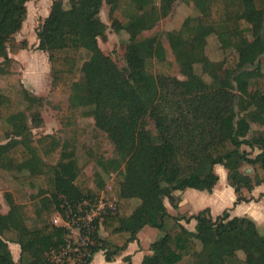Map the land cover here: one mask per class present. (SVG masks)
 Here are the masks:
<instances>
[{"label":"trees","instance_id":"obj_1","mask_svg":"<svg viewBox=\"0 0 264 264\" xmlns=\"http://www.w3.org/2000/svg\"><path fill=\"white\" fill-rule=\"evenodd\" d=\"M28 1L0 0V59L4 61L11 59L10 43L27 18ZM176 1L160 3L172 6ZM192 1L201 13L168 34L173 53L188 70L184 80L148 70L149 61L165 53L156 36L144 35L162 20L155 0H53L37 29V47L48 56L53 88L64 95H79L97 127L127 157L116 209L103 216L107 235L101 238L98 231L93 233L94 254L103 251L108 261L138 241L143 227L151 226L161 237L151 243V253L141 264H173L170 254L189 264H251L252 257L264 264V234L253 219L231 217L227 210L213 216L206 207L191 216L196 221L192 231L182 222L189 218L171 213L165 203L168 198L178 208L176 191H212L220 179L216 166L225 168L236 203L254 199L246 191L264 184V130H252L256 121L264 119V75L257 97L246 82L255 70L245 75L238 72L241 62L228 63L229 80L238 72L236 108L234 90L208 82L194 68L196 62L208 59L206 38L216 27L229 28L240 18L252 25L254 40L264 50V0ZM104 5L111 26L128 35L123 70L99 46V39L107 37L108 26L101 17ZM22 44L25 48L27 41ZM27 96L28 90L14 75L6 91L0 90V117L10 126L9 136L19 139L12 148L0 145V155L8 154L0 156V170L27 173L20 177L31 183L47 180L48 188L33 216L24 204H13L7 213L0 206V264H53L49 251L66 243L68 234L53 222L54 213L66 211L61 196L75 205L85 199L94 201L96 195L76 156L64 157L57 165L42 161L19 107ZM128 220L137 223L129 227ZM10 242L21 247L18 261ZM126 261L131 264L129 257Z\"/></svg>","mask_w":264,"mask_h":264},{"label":"rangeland","instance_id":"obj_2","mask_svg":"<svg viewBox=\"0 0 264 264\" xmlns=\"http://www.w3.org/2000/svg\"><path fill=\"white\" fill-rule=\"evenodd\" d=\"M53 0H30L27 3L28 15L22 29L15 34L10 43L9 55L11 59L4 61L0 59V90L5 92L10 76L20 79L26 89L28 96L20 100L19 107L22 117L27 121L32 132V144L38 149L42 161L47 164L57 165L64 157L76 156L79 165L89 175L92 187L95 190L93 209L84 202H78L83 212L90 210L95 222L102 220V215L108 210H114L119 198L121 171L124 170V163L127 157L115 150L108 135L100 130L95 124L94 117L83 108L79 95H64L56 91L52 85V73L48 56L38 49L37 29L44 21L45 8L51 6ZM160 6L162 20L158 25L149 31L144 32L145 36H156L165 48L164 56L154 58L148 63V70L156 75L177 77L184 80L188 76V70L177 60L170 45L168 34L180 30L184 21L197 14H200L192 0H179L172 6L161 5L160 0H155ZM107 6L101 10V17L107 23V37L99 39V46L104 53L110 55L118 67L126 68L125 52L128 40L126 32H117L108 20ZM220 33V35H219ZM264 38V25L262 29ZM27 41V46L23 44ZM241 44V49H239ZM204 52L208 59L203 63H195L196 72L208 82L214 85L218 83L228 87L236 93V108L238 107L239 90L235 76L238 72L255 70L254 76L246 78L248 91L257 97L260 87V76L264 75V50L254 40L252 25L245 19H238L229 25V28L217 26L216 31L206 38ZM240 69L229 80L227 78L228 63L236 66L239 63ZM248 72V73H247ZM247 77V76H245ZM259 100V98H258ZM35 117H37L35 119ZM151 128H154L151 123ZM9 124L0 117V145L9 147L17 146L19 139L10 134ZM252 130H264V119L260 118L252 125ZM31 145V144H30ZM1 156V155H0ZM8 154L3 152L1 158H7ZM121 166L116 167L117 162ZM62 174V172L60 171ZM222 174L223 171L220 170ZM20 173L9 170H0V206L1 210L9 209L13 204H24L31 216L37 208L39 197L48 188L47 180L27 182L20 177ZM27 176V173L25 175ZM21 178V179H20ZM247 193V191H246ZM176 198L180 195L176 194ZM62 204L72 205L73 202L65 195L61 196ZM169 203V201H167ZM135 204L137 202H134ZM171 203V201H170ZM107 206V208H106ZM76 207V208H77ZM73 209L74 206H73ZM58 215L54 213L53 218ZM28 223L32 225V220ZM136 221H126V226H135ZM145 228L155 230L156 228L146 226ZM264 234V229L260 230ZM101 238H105L107 232L103 226L99 229ZM153 232V231H152ZM143 242L146 241L144 230L140 233ZM151 252V250H150ZM244 257L243 252H239ZM173 264H189L188 261H174ZM251 264H260V260L252 257Z\"/></svg>","mask_w":264,"mask_h":264},{"label":"crops","instance_id":"obj_3","mask_svg":"<svg viewBox=\"0 0 264 264\" xmlns=\"http://www.w3.org/2000/svg\"><path fill=\"white\" fill-rule=\"evenodd\" d=\"M50 9L51 6H49L47 9L45 8L44 19L49 15ZM220 170L223 171L222 174L220 173ZM216 171L220 175V179L212 191L198 190L193 188L186 189L182 192L176 191L174 195H180L177 198V209L173 208L168 198L165 199V203L169 211L174 214H182L189 218L188 222L185 220L182 222L188 229L192 231L195 230L196 221L195 219H190L191 216L206 207L211 209L213 216L222 214L225 210H227L231 217L237 216L251 218L257 223L259 231L264 229V184L258 185L252 190V192L246 193V196H253L254 199L236 203L237 195L234 188L228 183L227 172L225 168L222 166H216ZM167 201H169V203ZM9 210L10 208L7 210L2 209L1 211L7 213ZM145 227H143L141 230H144L145 236L147 237L146 241L144 242V246L140 238V231L139 240L130 243L128 248L117 255L114 260H106L103 251H98L94 254L90 264H129V262L126 261V257L131 259V264H141L143 257L146 254L151 253V243L161 237V234L156 233L155 230ZM9 246L15 261H18L21 252L20 245L18 243L10 242ZM170 255H172L171 257L175 258L174 261H183V259L178 257L176 258L174 254Z\"/></svg>","mask_w":264,"mask_h":264},{"label":"built area","instance_id":"obj_4","mask_svg":"<svg viewBox=\"0 0 264 264\" xmlns=\"http://www.w3.org/2000/svg\"><path fill=\"white\" fill-rule=\"evenodd\" d=\"M80 202L88 203L92 210L91 203L95 201L85 199ZM64 206H66L65 213L62 214L59 211L58 215L53 218V222L68 231L67 241L56 248H52L48 254L49 258L53 264H90L94 256L93 247L97 244L93 233L99 231L96 220L93 218L96 216V212L91 214L89 210L85 213L82 211L81 206L78 209L77 204L73 205L75 209H73L71 204ZM109 210L111 209H108L105 213ZM104 214L102 215V220L98 221L100 226H102Z\"/></svg>","mask_w":264,"mask_h":264}]
</instances>
